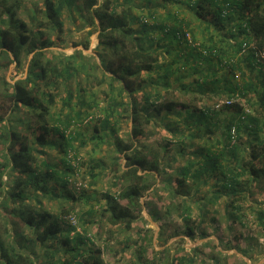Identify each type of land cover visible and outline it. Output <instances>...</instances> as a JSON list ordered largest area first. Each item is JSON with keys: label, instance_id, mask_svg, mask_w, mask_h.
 Returning <instances> with one entry per match:
<instances>
[{"label": "trees", "instance_id": "1", "mask_svg": "<svg viewBox=\"0 0 264 264\" xmlns=\"http://www.w3.org/2000/svg\"><path fill=\"white\" fill-rule=\"evenodd\" d=\"M133 1L29 0L33 11L29 21L19 16L25 0H0V264H40L41 260L45 264H105L102 248L93 246L90 236L78 231L69 236L75 231L70 208L61 207L54 214L48 206L54 198L89 199L84 189L76 192L68 187L77 133L70 130L71 116L56 114L53 108L60 85L68 83L70 88L75 70L73 55L48 54L55 43L53 35L58 37L61 28L58 16L63 7L75 9L86 25L98 31L100 66L129 97L130 142L113 138L126 160L127 168L120 173L125 185L118 192L125 203L109 200L104 212L111 224L128 229L142 218L140 197L171 160L180 163L139 143L140 126L152 122L165 130L178 128L184 138L176 149L184 160L175 186L170 176L165 178L172 186L166 213L174 204L183 219L189 218L190 199L204 216L211 205L225 198L224 211L233 221H242L244 202L254 187L264 191V0H171L170 5L189 9L190 19L177 17L155 0H144L147 11L136 15ZM160 7L164 12H158ZM134 20L140 29L133 27ZM154 31L163 33L158 45L166 39L165 52L174 53L166 65L152 49ZM179 42L186 43L184 52L172 50ZM175 63L179 66L172 68ZM12 64L17 70L25 68V73L11 82L6 72ZM175 73L187 79L179 82L180 94L167 80ZM136 93H140L139 101ZM222 98L226 101H218ZM109 123L103 118L99 128L110 129ZM133 135L137 139L132 140ZM94 137L100 139V132H93ZM50 148L63 154L60 164L48 158ZM203 185L208 188L203 190ZM255 214L264 227V208L259 205ZM150 215L158 221L168 214L152 210ZM184 232L189 236L194 228L188 225ZM59 240L65 246L61 253L54 248L56 242L60 247ZM237 250L250 257L248 250ZM220 256L222 251L217 249L212 257L215 264L225 261ZM193 260L181 256L175 264Z\"/></svg>", "mask_w": 264, "mask_h": 264}, {"label": "rangeland", "instance_id": "2", "mask_svg": "<svg viewBox=\"0 0 264 264\" xmlns=\"http://www.w3.org/2000/svg\"><path fill=\"white\" fill-rule=\"evenodd\" d=\"M102 1L104 0H97V4ZM155 1L168 6L179 18H193L192 12L184 5L178 3L170 5L171 0ZM25 2L27 3L19 9V16L31 21L33 15L31 4L28 3L29 0ZM133 2V14L139 15L147 11L144 5L146 1ZM164 10L163 7L158 8L159 13ZM58 17L61 28L58 37L53 35L55 43L49 47L48 54H61L65 57L73 55L75 70L69 82L70 88L68 83L60 85L53 108L56 114L71 116L70 130L77 133L72 142L75 145V157L71 161L73 170L69 171V175H73L70 177L68 187L76 192L84 189L89 195L88 200L85 197L77 201L54 198L48 203L54 214L60 212L61 207L70 208L69 213L75 214V219L71 220L75 231H70L69 236H74L77 231L90 236L93 246L102 248V259L105 264H175L176 259H180L181 256L194 258L192 264H215L212 257L217 249L222 251L220 257L225 260L223 264H264V227L258 223L255 214L259 205L264 208V191L259 190L258 187H254L253 195L247 197V201L244 202L242 221H233V218L224 211L223 196V199L211 205L210 212L204 216L198 213L197 204L195 205L190 199L188 201L192 211L189 218L183 219L180 212L174 210V204H172L173 210L166 213L172 186L168 187L165 178L170 176L171 184L175 186V177L184 160V157L181 158L176 151L184 138L180 132H177L178 128L165 130L157 122L140 126L137 135L139 143L148 145V150L155 148L162 156L176 157L180 163L171 160L169 165L164 167L161 175L155 176V184L140 197L143 203L141 211L143 217L135 220L130 228L109 222L108 213L104 212L109 200L125 203L118 196V192L125 185L120 173L122 169L127 168L126 160L121 158V153L116 150L113 138L116 135L124 142H130L128 132L133 121L128 113L129 97L119 88L118 82H111L108 73L105 74L100 66L98 31L94 30L95 27L86 25L84 18L79 17L75 9L68 11L63 7ZM196 23L193 21L194 29L198 30L199 25H195ZM132 25L140 29L139 23L135 20L132 21ZM186 30L189 32L191 44L195 45L190 31L187 28ZM198 34V31L194 33L195 36ZM162 35L160 31L151 32L152 49L159 52L160 62L166 65L174 57V53L165 52L168 48L165 45L166 39L161 42L163 45H158V39ZM140 37L145 36L140 34ZM185 44L179 42L172 50L184 52ZM177 63L180 64V61ZM178 64H173L172 68L179 66ZM24 73L25 68L17 70L12 64L6 75L12 82ZM155 74L152 73V76L155 77ZM167 80L177 94L181 92L179 82L187 81L186 78H178L176 73ZM110 85L113 87L109 92ZM135 98L139 101L140 93H136ZM220 100L226 101L223 98L218 99ZM243 106L245 107V104ZM103 118L109 119L110 129L99 128ZM175 119L176 117H173V120ZM95 126H98L97 131L94 129ZM93 132H100L101 138H91ZM132 137V140L137 139L134 135ZM163 144H167L168 147L164 149ZM47 150L48 158L60 164L63 154L53 148ZM114 160L116 163L110 168ZM161 161L164 164V160ZM90 167L95 173L94 178L89 174ZM201 188L204 190L208 186L203 185ZM152 210H156L160 215H168L157 221L150 215ZM188 225L194 228L193 234L189 236L184 232ZM2 234L6 235V232L2 230ZM90 243L88 244L91 245ZM59 246L56 242L54 248H58V252L61 253L65 246L61 242ZM237 248L248 250L250 257L242 254ZM35 249L39 252L38 246H35ZM40 264L45 262L41 260ZM181 264H189V262L185 261Z\"/></svg>", "mask_w": 264, "mask_h": 264}, {"label": "built area", "instance_id": "3", "mask_svg": "<svg viewBox=\"0 0 264 264\" xmlns=\"http://www.w3.org/2000/svg\"><path fill=\"white\" fill-rule=\"evenodd\" d=\"M74 216H71V220H73Z\"/></svg>", "mask_w": 264, "mask_h": 264}]
</instances>
